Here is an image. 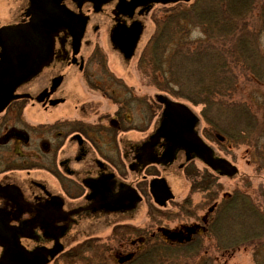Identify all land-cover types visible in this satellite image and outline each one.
<instances>
[{
    "label": "flooded vegetation",
    "instance_id": "1",
    "mask_svg": "<svg viewBox=\"0 0 264 264\" xmlns=\"http://www.w3.org/2000/svg\"><path fill=\"white\" fill-rule=\"evenodd\" d=\"M7 1L0 19V264H107L109 257L191 264L173 252L187 245L197 260L215 259L217 219L231 218L226 206L247 204L248 196L230 190L223 206L209 193L191 214L180 208L176 221L167 214L177 194L165 174L177 160L180 168L198 160L219 177L239 171L207 140L213 133L218 144L231 139L213 128L202 135L196 112L169 98L168 71L157 59L168 46L158 39L172 32L169 23L183 33L182 14L197 0ZM259 209L247 206L237 219L246 214L248 223Z\"/></svg>",
    "mask_w": 264,
    "mask_h": 264
},
{
    "label": "rangeland",
    "instance_id": "2",
    "mask_svg": "<svg viewBox=\"0 0 264 264\" xmlns=\"http://www.w3.org/2000/svg\"><path fill=\"white\" fill-rule=\"evenodd\" d=\"M11 4L0 0L1 20ZM182 16L183 33L174 34L176 23L174 27L169 23L172 32L158 39L168 45L165 56L159 53L157 59H163L168 71L169 98L187 103L196 112L202 135L213 128L231 139L230 145L218 144L213 133L214 139L207 140L239 171L230 178L219 177L198 160L184 161L183 168L177 160L165 174L177 194L168 219L176 221L180 208L191 214L204 197L211 199L209 193L219 194L217 201L223 206L222 196L230 190L244 193L248 201L235 208L226 206L222 213L228 215L230 210L232 217L217 219L215 259L197 260L192 245L173 252L191 264H264V0H197L186 6ZM232 77L236 89L229 82ZM247 206L260 209L250 211L245 223L246 214L237 219V211ZM236 221L241 228H234ZM208 247L205 240L202 249ZM224 252L229 256L220 254ZM115 263L107 258V264Z\"/></svg>",
    "mask_w": 264,
    "mask_h": 264
},
{
    "label": "water",
    "instance_id": "3",
    "mask_svg": "<svg viewBox=\"0 0 264 264\" xmlns=\"http://www.w3.org/2000/svg\"><path fill=\"white\" fill-rule=\"evenodd\" d=\"M191 134V133H190ZM190 136V143L193 147H196L197 149L201 150L204 154H205V161L209 164V165H214V160L211 157L210 151L207 147L206 144H204V142L196 135L191 134Z\"/></svg>",
    "mask_w": 264,
    "mask_h": 264
}]
</instances>
